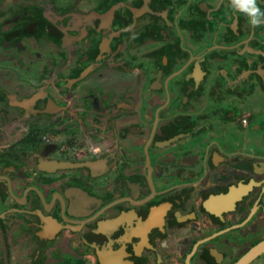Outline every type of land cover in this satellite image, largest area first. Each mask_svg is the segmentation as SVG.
I'll return each instance as SVG.
<instances>
[{
	"label": "flooded vegetation",
	"instance_id": "obj_1",
	"mask_svg": "<svg viewBox=\"0 0 264 264\" xmlns=\"http://www.w3.org/2000/svg\"><path fill=\"white\" fill-rule=\"evenodd\" d=\"M262 241L264 25L231 0H0V264Z\"/></svg>",
	"mask_w": 264,
	"mask_h": 264
},
{
	"label": "clouds",
	"instance_id": "obj_2",
	"mask_svg": "<svg viewBox=\"0 0 264 264\" xmlns=\"http://www.w3.org/2000/svg\"><path fill=\"white\" fill-rule=\"evenodd\" d=\"M231 6L244 13L252 27L264 25V11L259 7L257 0H231Z\"/></svg>",
	"mask_w": 264,
	"mask_h": 264
},
{
	"label": "water",
	"instance_id": "obj_3",
	"mask_svg": "<svg viewBox=\"0 0 264 264\" xmlns=\"http://www.w3.org/2000/svg\"><path fill=\"white\" fill-rule=\"evenodd\" d=\"M262 254H264V241L253 247L237 264H249Z\"/></svg>",
	"mask_w": 264,
	"mask_h": 264
},
{
	"label": "rangeland",
	"instance_id": "obj_4",
	"mask_svg": "<svg viewBox=\"0 0 264 264\" xmlns=\"http://www.w3.org/2000/svg\"><path fill=\"white\" fill-rule=\"evenodd\" d=\"M32 261H33V258L30 257L29 262L31 263ZM253 264H264V255H262L259 259H257Z\"/></svg>",
	"mask_w": 264,
	"mask_h": 264
}]
</instances>
